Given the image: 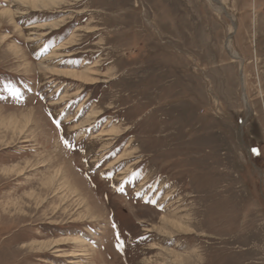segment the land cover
Returning a JSON list of instances; mask_svg holds the SVG:
<instances>
[{
    "label": "rangeland",
    "instance_id": "1",
    "mask_svg": "<svg viewBox=\"0 0 264 264\" xmlns=\"http://www.w3.org/2000/svg\"><path fill=\"white\" fill-rule=\"evenodd\" d=\"M22 1L0 264H264V0Z\"/></svg>",
    "mask_w": 264,
    "mask_h": 264
},
{
    "label": "bare ground",
    "instance_id": "2",
    "mask_svg": "<svg viewBox=\"0 0 264 264\" xmlns=\"http://www.w3.org/2000/svg\"><path fill=\"white\" fill-rule=\"evenodd\" d=\"M212 2H214L215 4H219L220 2L218 1V0H211ZM22 3L23 4H26V5H33V7L34 8H47V7H50V6H53V5H55L56 3H57V1L56 0H41V1H32V2H29V1H22ZM61 3V2H60ZM60 3H57V4H60ZM56 6V5H55ZM37 10V9H36ZM20 16V15H19ZM228 16L230 17V15L228 14ZM19 20V19H18ZM60 26V25H59ZM54 27H56V26H54ZM236 27H237V25H236V23H234L233 24V32H232V35H233V33H234V30H236ZM161 33V32H160ZM232 35H230V37H229V40H232ZM227 40H228V38H227ZM232 42V41H231ZM227 45H229V44H227ZM226 45V46H227ZM58 48V47H57ZM227 48V47H226ZM228 48H229V46H228ZM180 51V50H179ZM57 52V51H56ZM57 54V53H56ZM235 55V54H234ZM236 57H237V55H236ZM150 63V62H149ZM152 63V62H151ZM161 63V62H160ZM157 67V66H156ZM161 68H162V66H161ZM163 69V68H162ZM171 69V68H170ZM160 70V69H159ZM168 70H169V68H168ZM243 71V70H242ZM70 76H73V77H77V76H74V75H71V74H69ZM85 75V74H84ZM84 75H83V77H80V78H84ZM152 76V75H151ZM242 79H243V76H242ZM180 81V80H179ZM244 80H242V82H243ZM180 82H182V81H180ZM179 82V83H180ZM170 83V82H169ZM173 83V82H172ZM179 86H180V84H179ZM180 87H182V85L180 86ZM92 118V117H91ZM118 159V158H117ZM114 161H116V160H114ZM114 163V162H113ZM118 163V162H117ZM112 166V165H111ZM114 166V165H113ZM112 166V167H113ZM55 215V214H54ZM87 243V242H86ZM53 246V245H52ZM54 247V246H53ZM59 250V249H58ZM57 251V250H56Z\"/></svg>",
    "mask_w": 264,
    "mask_h": 264
},
{
    "label": "snow or ice",
    "instance_id": "3",
    "mask_svg": "<svg viewBox=\"0 0 264 264\" xmlns=\"http://www.w3.org/2000/svg\"><path fill=\"white\" fill-rule=\"evenodd\" d=\"M13 94L19 95V92L18 91H14ZM66 143H67V141H66ZM253 151L256 152L257 154H259V150L258 149H253Z\"/></svg>",
    "mask_w": 264,
    "mask_h": 264
}]
</instances>
